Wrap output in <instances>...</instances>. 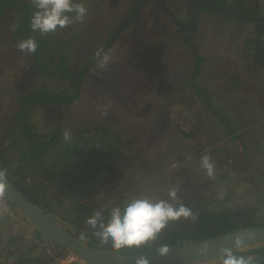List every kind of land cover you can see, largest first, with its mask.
Here are the masks:
<instances>
[{
	"label": "rangeland",
	"instance_id": "1",
	"mask_svg": "<svg viewBox=\"0 0 264 264\" xmlns=\"http://www.w3.org/2000/svg\"><path fill=\"white\" fill-rule=\"evenodd\" d=\"M249 1L260 2L261 8L264 6V0ZM81 3L89 10L85 21L50 33L53 36L51 46L54 48L65 41L63 50L74 69L82 68L98 51L102 56H108L107 68L98 67L96 60L84 75L79 96L70 104L39 103L28 112L33 122L41 124L43 133L53 132L55 122L67 125L74 132L95 124L111 126L123 132L119 157L109 159L92 183V190L99 196L98 202L118 200L126 203L144 194L166 198L162 194L177 181H182L181 197H211L213 200L208 201L207 208L244 209L264 222V157L262 163L249 162L228 147L226 140L217 139L216 144L200 145L199 140L188 137L190 133L179 128V124L195 122L194 111L200 110L201 106L200 98L196 97L192 107L180 117L176 114L191 95L183 89L177 91L181 83L176 79L175 66L180 47L174 31L181 25L174 22L156 0H141L138 2L140 10L132 24L115 39V36L111 38L114 42L109 46L107 39L130 13L136 0H81ZM166 3L181 22L192 20L193 0H166ZM20 17L18 9L0 17V125L10 122L21 108L23 100L20 96L42 86H46L49 92H62L60 95L74 88L62 76L45 75L34 63L31 54L17 48L23 38L12 41L11 37L13 25ZM200 26L202 37L208 40L211 32H207L206 28H212V33L222 28L220 34H223V29L236 27V23L213 12L204 16ZM105 47L108 48L104 50ZM58 53L56 51L51 60L47 55L42 58L54 65ZM166 58L173 59L170 61L174 63L173 68H168L164 77L159 78L158 86L153 87V82L148 79L154 74L149 71ZM158 68L163 71L162 66ZM162 80H167V83ZM166 95L169 97L162 105L159 101ZM165 111H170L169 119L164 118ZM91 133L94 135L90 137L89 149L97 154L99 149L104 150L98 147L99 140L103 138L107 142V138L101 133ZM221 145L227 157L232 159L236 155L242 165L241 170H232L231 166L227 170L218 167L222 156ZM180 154L191 157L173 169L172 164ZM204 154L211 157L215 167L214 177H208L200 166ZM136 164L142 170L134 171ZM163 168L165 170L161 173Z\"/></svg>",
	"mask_w": 264,
	"mask_h": 264
},
{
	"label": "crops",
	"instance_id": "2",
	"mask_svg": "<svg viewBox=\"0 0 264 264\" xmlns=\"http://www.w3.org/2000/svg\"><path fill=\"white\" fill-rule=\"evenodd\" d=\"M199 3L202 2L195 4L198 13L197 27L191 30L183 27V30L174 31L179 38L178 47H180L176 58L178 64L175 66L176 79L181 83L177 91L180 92L183 89L191 94L190 100L187 104H183L176 114L178 113L180 117L181 113L186 112L195 104L193 102L196 101V97L200 98V110L194 111L195 114H193L197 129L188 137L192 136L199 140L200 145H212L220 140H226L228 147L249 162L253 160L262 163L264 157V25L260 27L259 23L264 24V21L239 17L237 19L233 13L229 12L230 15H227L210 8L200 11L197 8ZM254 5L259 7L257 14L241 13L247 16L264 17V6L261 8L260 2H255ZM225 6L233 7L229 4ZM213 12L234 21L236 27L223 29L225 31L223 34H220L222 28L220 31L215 29L213 33L212 28H206L207 32H211L209 39L206 40L201 35L200 25L201 21H204V16L212 15ZM185 31L194 33L197 52L184 41ZM167 34L170 35L169 32ZM172 60L166 58L158 66L150 69L149 72L154 75L148 80L153 82V87L158 86L159 78L164 77L168 68H173L174 63H170ZM159 66L163 67V71L158 70L161 69L158 68ZM193 82L208 94L209 102L205 101L204 96L196 91ZM168 95L161 97L159 102L162 105L169 97ZM140 105L146 106L147 103H140ZM62 115L63 113L60 118ZM163 115L165 119H169L171 114L170 111L168 113L165 111ZM151 120H153V115ZM96 125L81 127L74 132L67 125L55 122L53 133L69 129L72 133V140L65 142L61 136L51 144L49 143V149L43 152L33 169L32 179L36 183L44 180L47 185H43L47 189L36 191L35 197L39 200V205H37L58 223L61 221L62 214L71 213L74 209L82 210L81 204L78 206L74 204L82 194L84 180L88 178L89 172L94 171L97 164L116 159L119 157L118 153L121 152V149L116 152L113 142L109 140L106 142L103 138L99 140L100 145L98 143V147L104 148L103 151L99 149L97 154H94L93 150L89 149L90 137L94 135L91 132L96 134L99 132L92 129L84 132V136H80L79 133L83 128L89 129ZM36 126L41 134H47L41 131L40 123ZM58 126H62V129ZM22 141L27 143L26 140ZM220 151L222 158H225L226 152H222L224 151L222 145ZM105 166L97 171L96 176ZM134 166L136 167L134 171L142 170L141 166L137 164ZM39 185L41 186V183ZM87 187L89 188V185ZM93 193L99 200L96 191ZM88 197L84 195L81 201H88ZM78 237L81 239L80 235ZM57 244L59 243L49 242L35 224L19 210L14 217L0 219V264H56V258L60 256L56 253Z\"/></svg>",
	"mask_w": 264,
	"mask_h": 264
},
{
	"label": "trees",
	"instance_id": "3",
	"mask_svg": "<svg viewBox=\"0 0 264 264\" xmlns=\"http://www.w3.org/2000/svg\"><path fill=\"white\" fill-rule=\"evenodd\" d=\"M140 1L136 0L133 4L130 13L120 21L117 26L113 29L109 38L107 39V45H111L114 39L126 28L132 24L136 18L137 13L140 8ZM160 5L161 3L156 0ZM166 2V0H164ZM216 5H232L237 8L240 12L248 15L257 14L259 12V7L255 6V2H250L248 0H211ZM74 2L81 3V0H74ZM139 2V3H138ZM250 3V4H249ZM162 6V5H161ZM197 8L201 11L204 8H212L206 3L197 4ZM18 9L21 13V17L16 20L17 27L13 30V35L11 37L12 41H17L19 38L26 39L28 37H33L38 43L37 51L31 54L34 63L42 70L45 75H52L53 77L62 76L70 81L74 87L70 92H65V95H60V93H53L47 91L46 86L38 87L33 91H30L24 96H20L23 100V105L18 109L13 116L12 120L8 123L0 125V169H5L7 176L24 192V194L31 199L34 203L39 205L38 198L35 197L36 191L40 192L43 189H47L44 180L38 183L32 179L33 169L36 167L38 160L40 159L43 152L49 149L50 145L55 139L63 136V131L54 134L53 132L47 134H41L36 126V123L32 121L29 115V109L35 104H46L49 102L70 104L73 102L80 94V87L84 75L87 73L91 65L96 61L95 56L88 60V62L82 66L80 69H74L70 66L68 58L64 52L65 41H61L59 44L55 45L53 48L51 42L53 41L52 34L47 36H41L38 32H33L30 26V16L33 13L34 6L31 1L27 0H0V17L4 15H10L11 10ZM216 10V9H214ZM218 11V10H216ZM224 12V11H220ZM227 15L229 12H224ZM73 15V14H70ZM230 15V14H229ZM15 17V15H14ZM238 19V17H236ZM15 22V20H14ZM260 27L264 24L259 23ZM177 30H183V26H178ZM184 41L186 44L195 52H197L196 42L194 41V33L190 31L184 32ZM108 46V47H109ZM108 47H105L106 50ZM58 51V60L56 64L46 63L42 56L47 55L51 60V56ZM198 56V55H197ZM200 57V56H199ZM201 60V57H200ZM193 85L201 96H204L205 101L209 102L208 94L205 93L202 87L193 82ZM196 128H197V123ZM62 129V126H58ZM92 129L103 134L107 140L113 142L114 149L116 152L122 147L123 144V132L112 129L107 126H94L89 129H82L80 131V136H84V132L91 131ZM181 130V129H180ZM195 130L189 132L194 134ZM22 140H26L24 143ZM121 151V150H120ZM29 155V157H26ZM187 156L185 154H180L177 156V160L185 159ZM231 156H226V158H219V168L227 170L230 166L232 170H241L242 165L239 160L236 159V155L233 158ZM172 159L173 160H175ZM108 162L97 164L94 171L89 172L88 178L84 180V185L82 187V194L77 198L74 205H82V210L74 209L71 213L62 214L60 217L62 225L68 226V230L81 237L92 246H100L108 251L112 252H141V251H157V249L162 245H167L170 247L184 246L194 243L203 242L212 239L218 235H222L230 230L237 229L243 226L250 225H264V222L257 220V217L252 216L254 214H248L244 209L232 210L227 208L216 209L207 208L206 204L208 201L213 200L211 197H182L183 203L190 207L196 214L197 219L195 221H179L170 224L160 235V237L147 245L141 246L139 248H123L116 250L110 245L101 244V242L92 234V229L85 224V220L90 216L95 210H102L104 216L107 219L109 211L114 206H121L125 204L123 201L113 200V201H102V204L98 202L96 195L92 190V183L95 181L96 173L103 166L107 165ZM168 166V165H167ZM166 167V166H165ZM164 168L161 173L164 172ZM64 175V174H62ZM41 183V186L39 185ZM38 185V186H37ZM89 185V188L87 187ZM86 193V194H84ZM41 194L44 195L43 192ZM84 195H88L90 198L88 201H81ZM162 195L166 196V193ZM181 196V194L179 193ZM45 196V195H44ZM14 207L17 206L10 200ZM75 206V208L77 207ZM40 207V206H39ZM41 208V207H40ZM18 209V208H17ZM19 210V209H18ZM44 210V209H43ZM45 211V210H44ZM46 212V211H45ZM47 213V212H46ZM73 213V214H72ZM259 217H262L260 215ZM56 249L57 255L65 253L68 249L57 244ZM236 251L237 255L253 256L255 257V264H264V242L248 245L239 248ZM197 264H221V259H216L208 262H200Z\"/></svg>",
	"mask_w": 264,
	"mask_h": 264
},
{
	"label": "clouds",
	"instance_id": "4",
	"mask_svg": "<svg viewBox=\"0 0 264 264\" xmlns=\"http://www.w3.org/2000/svg\"><path fill=\"white\" fill-rule=\"evenodd\" d=\"M34 11L30 16V26L33 32L41 36L55 33L58 29H65L70 25L83 23L88 15V8L83 3L74 0H31ZM73 14V15H70ZM17 25H13V30ZM17 48L25 53L34 54L37 51L38 43L33 37L21 40ZM98 67L106 69L108 56L97 52L95 54ZM65 142H71L72 133L69 129L63 132ZM200 166L206 171L208 177H214L215 167L211 157L204 154L201 157ZM177 165L173 164L172 168ZM5 169H0V198L5 192ZM182 181H177L166 191V198L140 195L131 198L123 207L114 206L110 209L107 219L102 210H95L85 220V224L91 228L101 244L110 245L116 250L123 248H139L150 242L156 241L161 233L170 224L179 221H195L197 219L193 210L183 203L179 195ZM243 238L236 237L233 241L234 247H222L219 249L221 264H255V257L237 255L236 249L243 246ZM168 246L162 245L157 251L167 254ZM206 254V250H201ZM139 264H146L141 260Z\"/></svg>",
	"mask_w": 264,
	"mask_h": 264
},
{
	"label": "water",
	"instance_id": "5",
	"mask_svg": "<svg viewBox=\"0 0 264 264\" xmlns=\"http://www.w3.org/2000/svg\"><path fill=\"white\" fill-rule=\"evenodd\" d=\"M158 1L174 22L186 26V29L189 30L197 27L198 13L194 5L198 2L206 3L219 11L233 13L242 19L264 21V17L243 15L240 11L231 6L216 5L211 0H193L191 5L193 13L192 20L190 22H181L164 0ZM4 182V193L9 200H11L19 211L23 212L35 224L49 242L59 243L81 258L94 264H139L141 260L145 261L146 264H170L185 261L196 263L208 262L220 258V248L234 247L233 241L236 237L243 238L244 243L242 247L264 242V225L259 224L239 227L203 242L170 247L168 248L167 254L164 255H161L158 251L124 253L107 251L101 247L90 245L52 219L42 208L29 199L7 175ZM202 249L206 250V254H202Z\"/></svg>",
	"mask_w": 264,
	"mask_h": 264
},
{
	"label": "built area",
	"instance_id": "6",
	"mask_svg": "<svg viewBox=\"0 0 264 264\" xmlns=\"http://www.w3.org/2000/svg\"><path fill=\"white\" fill-rule=\"evenodd\" d=\"M179 126H180L179 128L183 132H191L192 130L196 129V124L194 121H190V123L187 124H179ZM190 157L191 156L189 155L185 159L176 160L173 164L176 165L183 164ZM17 214H18V209L13 206L7 195L4 193L3 197L0 198V219L6 217H14ZM56 264H94V263L81 258L71 250H67L65 253L61 254L56 258ZM170 264H197V263L185 261V262H176Z\"/></svg>",
	"mask_w": 264,
	"mask_h": 264
},
{
	"label": "flooded vegetation",
	"instance_id": "7",
	"mask_svg": "<svg viewBox=\"0 0 264 264\" xmlns=\"http://www.w3.org/2000/svg\"><path fill=\"white\" fill-rule=\"evenodd\" d=\"M192 18H193V15H192ZM183 27H186V26H183ZM192 29V28H191ZM194 29V28H193Z\"/></svg>",
	"mask_w": 264,
	"mask_h": 264
}]
</instances>
